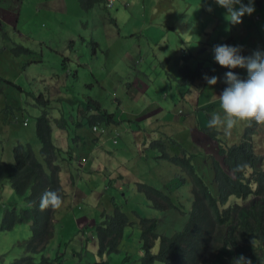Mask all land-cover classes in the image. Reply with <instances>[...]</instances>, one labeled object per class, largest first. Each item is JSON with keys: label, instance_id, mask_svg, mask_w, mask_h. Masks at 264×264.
I'll return each instance as SVG.
<instances>
[{"label": "rangeland", "instance_id": "obj_1", "mask_svg": "<svg viewBox=\"0 0 264 264\" xmlns=\"http://www.w3.org/2000/svg\"><path fill=\"white\" fill-rule=\"evenodd\" d=\"M210 5L213 8L211 12L207 10ZM255 7L256 11L253 14L260 16L255 48L264 49V8H259L257 3ZM86 8L88 6L85 0H0V77L3 79L4 89L0 92L2 115L0 159L13 162V148L21 141L30 142L38 158L42 160L37 122L38 117L44 112L49 113L55 145L65 147L64 149H67L64 146L65 140L69 138L75 140L76 135H85L84 132H75L72 123L70 129H64L60 124L63 117L69 119L71 114L76 117L77 105L81 102L87 103L90 98L98 100L105 109L117 113L116 121L125 119L123 112L128 109L125 105H119L117 99L125 100L127 106H130V89L140 94L146 89L145 93L159 104L158 108L166 105L175 112L179 109L187 111L189 116L187 130L184 129L182 135L175 136L177 143L167 146V151L171 155L187 149L189 156L217 157L219 144L230 145L239 142L243 139L249 124L252 126L257 124L254 120L250 123L238 121L228 133L223 128L209 129L207 122L210 116L213 114H219L222 118L224 116L223 110L216 107L200 109L199 112L204 116L203 123L199 126L189 125L190 118L194 117L196 112L199 89L179 81L182 57L177 56L176 47L167 46L166 34L168 36L171 34L166 33L165 27H170L172 22L184 26V29L190 26L201 27L200 30L207 28L202 36H198L199 40L201 38L200 42L193 43L192 47H207L209 55L207 64L215 63L212 49L218 44L216 40L223 42L221 44L230 45H235L236 42L229 33L230 24H226V21L219 24L222 13L218 11L225 9L213 3V0H115L110 8L106 7L105 2L96 3L90 11ZM159 23L163 27L155 25ZM147 29L150 30L146 32ZM236 29H243L242 23L236 26ZM147 36L155 43L154 46L147 45ZM20 46L31 49L33 54L26 55ZM191 62L193 65L197 63L194 59ZM143 73L146 74V79ZM138 79L148 82L150 88L147 89ZM203 80L200 77L197 82ZM16 85L21 86L24 91L15 87ZM164 91L166 97L163 95ZM41 94L46 101L51 102L45 104L36 98ZM182 95L187 97V102L182 99ZM159 112L160 110H157L153 116L160 117ZM87 113L91 112H85V115ZM12 117L21 120L15 122L12 121ZM198 118L200 119L201 115H198ZM55 119L60 121L57 122ZM171 119L170 116L167 118L169 130L176 126V123L170 122ZM23 120L28 121L26 126ZM138 123L141 127H147L146 131L152 127L151 121L148 124L142 121ZM116 127L119 132L118 144L113 143L115 133L112 131L113 126L103 135H95L98 138H93L99 140V148L102 151L97 150V146L94 145L96 151L89 154L93 164L91 169L84 168L79 160L82 153H89L87 147L81 149L82 144L79 143L75 144V151L69 150L63 154L66 159H58L65 193L70 192V180H73L76 187L87 195L79 202L80 206L86 205L84 203L91 204L90 208L93 209L91 217L95 219L101 218L104 208L113 211L110 199L115 196L132 219L157 218L159 221L157 231L160 235H170L181 229L187 222V202L191 204L193 202L189 183L177 187L183 183L186 175L183 174V168L166 159H153L151 165L147 167L139 156L133 155L132 151L136 146L127 141L136 140L135 131L139 126L137 124L130 126V121L124 120ZM255 129L253 140L258 148L256 152L264 155V130ZM87 135L88 133L86 137ZM148 140L147 144L150 142L151 144L144 154L152 158L160 155L155 140ZM126 143L128 151L122 152ZM104 154L113 157L107 158ZM179 156L184 157V154L181 153ZM120 163L133 170L134 175L131 178L139 177L138 181L157 188H162L160 181L171 180L174 177L175 183L179 182L174 185L170 195L178 208L163 210L161 203L155 208L152 201L138 190L135 182L127 177H123L121 183L124 189L121 192L115 184L107 189V183L113 173L111 168H117ZM262 167L264 168V163ZM95 171H100L101 176L94 173ZM94 176L97 178L93 181ZM251 199L252 196L247 199L232 197L230 205H240V215L244 216L249 212L248 205ZM15 205L18 208L28 207L13 188L11 181L4 180L0 184V264H10L22 259L25 251L19 244L31 236V227L28 223L19 224L11 230L1 229L7 209ZM61 219L63 220L56 223L58 236L63 229L69 231L71 235L56 254L52 248L51 256L54 255L52 257L54 260L50 264H71L80 261L82 259L80 255L74 254H81L82 251L92 252L100 259L98 248L94 246L99 244L97 234L93 228L83 230L84 226L80 224L93 222L95 219L89 221L79 207L67 210L65 217ZM128 234L132 237L133 250L120 257L111 252L109 260L111 262L112 259H116L119 264H131V261L143 264L145 252L141 247L139 225L127 227L122 245L128 243ZM55 239L53 246L58 248L59 241ZM252 240L257 245L255 256L262 258L264 241ZM159 246L160 238L152 252L156 253ZM240 253L244 254L242 251ZM57 254L62 256L60 260L57 259ZM126 254H130V258L125 259ZM42 256L43 254L36 255L38 263L41 262ZM89 257L93 258L91 255ZM258 263L259 259L255 258L254 264ZM155 264L165 263L156 261Z\"/></svg>", "mask_w": 264, "mask_h": 264}, {"label": "trees", "instance_id": "obj_2", "mask_svg": "<svg viewBox=\"0 0 264 264\" xmlns=\"http://www.w3.org/2000/svg\"><path fill=\"white\" fill-rule=\"evenodd\" d=\"M98 1L105 2V0ZM255 3H257L259 8H264V0H256ZM88 7H90V4ZM259 19L260 16L255 15L250 25L245 28V31L251 37L256 36ZM171 24L175 25L172 22ZM254 26L256 27L255 29ZM177 28L180 32L176 34L180 36L187 35V38L193 39L197 34L196 29L191 26L184 29V26L177 25ZM171 36L172 40H176L175 35L171 34ZM20 47L23 53H30L29 48ZM195 58L197 63L192 66L188 63L191 60L190 55H184L185 63L180 68L181 76L179 81L181 83L191 85L197 78L204 77L205 74L211 76L218 65L216 62L211 65L207 64L209 57L208 59H203L195 56ZM2 85L3 79L0 77V92L4 90ZM15 87L24 91L21 86L16 85ZM163 94L166 95V92L164 91ZM36 98L41 99L45 104L51 102L50 100L46 101L42 94ZM132 102L134 103L135 101L133 100ZM135 107L137 110L144 112V115L149 112L141 98L136 100ZM162 107L164 108V106ZM150 110L156 112L160 108L150 105ZM85 112L91 113L85 115ZM160 114H162L161 110ZM84 116L86 119L85 123L82 122ZM137 116L140 117V115ZM78 117H80L81 121H77ZM115 117L116 114L105 109L98 100L90 98L87 103L81 102L78 105L76 117L71 114L69 119L63 117L60 123L64 129H70L72 123L75 132H84L85 134L84 136L76 135L75 140L69 138L73 144L69 149L70 152L75 151V144L78 143L82 144L81 149L86 144L89 145L91 151L96 145H93V143H96V140L93 139L96 137L95 135H103L111 126H113L112 131H115L113 135L115 139L118 131L116 127L118 123L115 121ZM167 118L168 116L166 118L162 117V119H159L158 116L154 117L159 134L146 131L138 122H135L139 126L136 131L144 132L150 140H155L160 151V155L152 158L144 154V151L150 147L145 142L139 144L134 140L128 141L136 146L134 151H132L133 155L139 156L147 167L151 165L153 159L170 158L167 146L177 143L176 135H172L173 131L178 128L177 123L173 122L176 123V126L173 125L174 129L169 130ZM55 121L59 122L60 120L55 119ZM143 122L146 123L145 121ZM96 124L99 125L98 130H95ZM263 126L259 129H262ZM87 133V137L90 140L86 137ZM37 134L42 145L40 150L42 160L38 158L30 142H19L14 146V162L0 160V184L4 180H10L13 188L28 206L27 208H18L15 205L7 209L1 229L11 230L22 223H28L31 227L30 238L19 244L25 251L24 257L10 264H50L54 260L51 255L53 252V241L57 235L56 215L63 205L67 194L59 175L61 165L56 164L58 159L57 152L61 151V149L54 143L53 128L48 112H44L38 117ZM127 151L126 146L122 152ZM218 154L222 158V162L215 157H211V161L206 162L196 156L189 155L184 157L176 155L172 158L189 175V181H185L184 178L183 183L178 184L177 187L189 183L193 202L192 204L189 201L187 202V222L185 225L170 235L158 234L159 223L157 218H142L143 233L141 239L143 244L141 247L145 252L142 258L143 264H155L156 261H162L165 264H230L228 257L232 256V249L237 251L239 248L235 246L234 233L237 230H239L240 238L244 240H247L249 235H251L252 239L264 241V170L260 169L264 158L256 152L254 141L246 136L238 143L221 145ZM44 162L50 167V172L47 171ZM126 167L123 163H120L117 170L125 168L130 177L134 175L133 170L131 171V168ZM118 175V179H121L122 171H118ZM95 178H92L93 181ZM130 180L135 181L133 178ZM178 182L176 181V183ZM139 183L151 194L149 199L155 208H157L159 203H161L163 210L178 208L170 195L175 184L168 188L159 189L144 184V182ZM49 190L58 193L61 198L60 203L56 206L48 205L41 210L40 197L45 191ZM91 191L92 195H94V190L92 189ZM250 196L255 198L248 205L249 212L241 217L240 205L231 206L230 200L232 197L247 199ZM84 204L86 205L75 204L74 208L79 207V210L84 212L89 221L94 220L95 217H91L93 209L90 207L92 205L89 203ZM130 223L129 215L120 207H117L114 211H108L107 208H104L101 212V218L98 217L93 222L80 224L84 226L83 230L88 227L94 229L99 243L94 244V246L98 248V253L103 255L107 251L114 253L121 250V241L124 239L125 229ZM159 238V249L152 254V249ZM230 244L234 245L233 248L229 246ZM255 247L257 248L256 245ZM240 250L243 252L251 251H244L242 248ZM38 254H43L40 263L36 261V255ZM78 255L82 259L71 264H95L97 262L92 252L86 251L83 253L82 251ZM90 255L93 258H90ZM60 258L62 256L57 254V259L60 260ZM127 258H130V254H126L125 259ZM96 264H108V262L102 261Z\"/></svg>", "mask_w": 264, "mask_h": 264}, {"label": "clouds", "instance_id": "obj_3", "mask_svg": "<svg viewBox=\"0 0 264 264\" xmlns=\"http://www.w3.org/2000/svg\"><path fill=\"white\" fill-rule=\"evenodd\" d=\"M114 2H115V0H105L106 7L107 8L112 7L114 5ZM255 2H256V0H246V1L245 0H213V3H215L216 5L225 9L224 10L225 11V20L230 24V30L232 31L231 38H232V40H234L236 42V44L235 45L221 44L223 42L217 41L218 44L215 45L212 49L213 59L216 63H218L217 67L213 70V73L211 76L205 74L204 77H202L204 80L202 81V84H201V86H199V88H198V84H200L201 82L200 81L197 82L198 78L194 81L193 84H191V86H196L199 89V95H200V92H202V91L209 92L210 90L208 91V89L211 88V86L216 85L218 83V80H219L222 84V93L219 95V97L214 98L213 100L208 101L207 103H205L203 105H198L196 102L197 108L195 109V111H196L195 115H194V117L190 118V119H194V121L191 124H189L190 126H199L203 123L204 116L201 112H199L200 109H212V108H216V107H220L223 110L224 116H223V118L219 114H213L212 116H210V119L207 122V126L209 129L223 128V130L226 133H228L237 124L238 121H249V123H250L252 120H254L255 122H257V124L255 126H252V124H249V126L247 127V131L243 136V139L246 136L249 139L253 140L254 129L258 128L257 131H259V130H261L259 128L262 125H264V49H256L255 48L256 38L251 37L245 31V28L248 25H250L251 21L255 17V15L253 14L256 11ZM86 5L89 6L88 2H86ZM88 8L90 9V7H88ZM207 10L209 12L213 11V8L211 7V5L208 7ZM240 23H242L243 29H236V26H238ZM155 25H161V24L159 23V24H155ZM161 26L163 27V25H161ZM147 38H148V36H147ZM149 39L150 38H148L146 40L147 45L149 47L154 46V45H152V46L150 45L151 39L150 40ZM152 43H153V41H152ZM187 55H190V57L192 56V54H190L189 52H187ZM217 68H222V69H225L227 71L224 73V75H222V79H220L219 76H217L215 74ZM146 83H148V82H146ZM164 96L166 97V95H164ZM202 97L205 98L204 94L201 95V98ZM185 99H187V98H185ZM197 99H198V97H197ZM201 101H202V99H201ZM113 113H115V112H113ZM115 114H117V113H115ZM181 115L186 116L187 111L184 112L183 110H181L180 113L177 112V116L179 118ZM198 115H201L200 119L198 118ZM188 117L189 116L187 115V120H188ZM20 120L12 117V121L19 122ZM124 120L128 121L127 118L120 119L119 121H116V119H115V121L118 123V125L120 122H122ZM23 121H24V125L26 126L28 124V121H26V120H23ZM4 123H5V121H4ZM98 129H99V125L96 124L95 130H98ZM262 129L264 130V126ZM118 136H119V132L117 131L116 138L113 140V142L115 144L119 143V140H117ZM96 138H98V137H96ZM147 141H149V140H143V142H145L146 144H147ZM235 143H238V142H235ZM150 144H151V142L147 145L150 146ZM232 144H234V143H232ZM232 144H230V145H232ZM221 145H225V144H219L218 145V150L216 151L217 157L214 155H211V156H206L205 158L198 157V159L206 162V161H211V157H215L219 161L222 162V158L218 154L219 147ZM255 149H257L256 145H255ZM89 152L90 153L94 152V148H92L91 151L89 148ZM181 153H183L184 156L188 155L187 149H185L182 151H177L173 155L170 154L171 157L168 159H166V158L165 159H166V161L172 160V164L176 165V163L174 162V160L172 158L175 157L176 155H180ZM57 154H58V159L61 158V157H59L60 151H58ZM258 154L264 158L263 154H260V153H258ZM158 155H156V156H158ZM58 159L56 160V164L59 165ZM61 159H66V158L64 157ZM0 160L5 161L3 159H0ZM84 160L85 159H83V161ZM6 162H8V161H6ZM13 162H14V160H13ZM44 163H45V166H47V163L46 162H44ZM263 163H264V161L262 162V166H263ZM262 166L260 169L264 170V168ZM61 173L62 172L60 171V173H59L60 179H61ZM184 173L186 174V175H184L185 181H189V175H187V172H185V171L183 172V174ZM162 181H163L162 188H159V189H163L164 187H169L173 184H176L174 181V177L171 180H162ZM139 182H141V181H139ZM139 182L135 183L138 190L140 192L144 193L147 196V198L149 199L151 194H149L147 192V190L143 187V185H141ZM61 183H62V181H61ZM144 184H148V183L144 182ZM107 185H108V183H107ZM148 185H150L154 188L153 185H151V184H148ZM123 189H124L123 184H121L120 187H118V190H119V192H121ZM122 195H124V194L122 193ZM66 198H67V196H66ZM66 198H65V200H66ZM254 198L255 197L252 196L251 200H254ZM60 199L61 198L56 191H50V190L45 191L40 197V208H41V210H43L48 205H52V206L58 205L60 203ZM110 202L113 206V211L117 207H120L123 211H125L124 208H122V205L117 201L115 196L111 197ZM129 217H130V215H129ZM241 217H243V216H241ZM142 218H148V217H140L139 220H135V219H132L130 217L131 223L127 226V227H135L136 225H139V227L141 229V236L143 233V228H142V224H141V222L143 220ZM158 223H159V221H158ZM127 227H126V229H127ZM126 229H125V232H126ZM162 235H165V234H162ZM128 236L131 237V234H128ZM141 236H140V242L142 245L143 243H142ZM234 237H235V242H236L235 246H237L239 248L237 251H234L232 249V252H231L232 256L228 257V259L230 260V264H254L255 258L259 259L258 264H263L264 256L262 258L255 256V254L257 252L256 251L257 248L255 247L256 244L255 243H254L255 245L253 244V240L251 238V235H249L247 240H244V239L240 238L239 230H237L234 233ZM122 241H121V250L123 247ZM60 246H61V244L59 243V247ZM229 246L231 248H233L234 245L230 244ZM245 247H247V249H245ZM240 248H242L244 251H247V250H251V251L250 252H243L242 250H240ZM121 250L119 252H115V253H120ZM240 251H242L244 254H241ZM56 253L57 252H55V254ZM107 254L111 255V252L107 251L103 255H101V253H100L101 257H100V259L96 258L97 259L96 263L102 262V261H107L108 264H110L109 258L106 257ZM152 254H153V252H152ZM58 256H61V255L58 254ZM134 263H136V262L131 261V264H134ZM221 264H225V263H221Z\"/></svg>", "mask_w": 264, "mask_h": 264}, {"label": "crops", "instance_id": "obj_4", "mask_svg": "<svg viewBox=\"0 0 264 264\" xmlns=\"http://www.w3.org/2000/svg\"><path fill=\"white\" fill-rule=\"evenodd\" d=\"M86 2H88V4H90V9L89 8H86L87 11H90L93 6L96 4V3H99L101 1H98V0H85ZM218 13H222V18H219L220 23L226 21L225 20V17H224V10L223 11H218ZM1 20V19H0ZM226 24H229L227 21H226ZM177 25L178 24H175V25H170V27H165L166 28V33L168 34H172V35H175L176 36V40H172V36H167V40H166V44L167 46H170V47H176V54L177 56H180L182 57V60H181V66L185 63L184 61V55L187 54V50L190 54H192L191 58L195 60V62L197 61V59L195 58V56H198V58H203V59H208L209 55L207 54L208 52V48L207 47H192V44L193 43H196V42H200L199 40V37L198 36H202L204 31H206L207 28H202L201 27H192L193 29H196V32L197 34L195 35V37L192 39V38H187V35H183V36H180V35H177L176 33L177 32H180V30L177 28ZM148 30L150 29H147L146 32H148ZM162 33V32H161ZM229 33H232V31L230 30V27H229ZM216 41H219V40H216ZM151 46L152 45H155V43H151L150 44ZM24 47V46H22ZM30 50V53H27L28 55H32L33 54V51L31 49ZM203 50V51H201ZM26 54V55H27ZM132 59L133 57L130 56ZM191 59V60H192ZM191 60L188 61L189 64H191L193 66V63L191 62ZM227 72L225 69H222V68H217L215 74L217 76H219L220 79H222V75H224V73ZM144 75V79H146V74H142ZM171 76V75H169ZM176 79V77H175ZM140 80L142 83L145 84L146 88H150V85L148 83H146L144 80H141V79H138ZM201 83L198 84V88L199 86H201L202 84V81H200ZM133 88V86L131 87ZM217 90V92H216ZM130 95L132 97V101L134 100L136 102L137 99L141 98V100H143V102L146 104L147 106V110L149 111L146 115H144V112L142 111H139L136 109L135 107V102L133 103L131 101L130 103V106H127L126 104V101L123 100H119L117 99V102L119 105H125L126 108L128 109V111H124V116L125 118H127L128 121H130V125L133 126L135 124V122H139V121H145L146 123H149V121L152 122V127L148 128V131L151 132V133H156V134H159V130L158 128L156 127V122H155V119L153 117V114H154V110H151L150 111V105H155V107H159V104L156 103L155 101L151 100V97L145 93L146 92V89L144 92H142L141 94L140 93H134L132 89H130ZM222 93V84L221 82L218 80V83L216 85H213L211 86L210 88V91L209 92H200V95L198 96V99H197V104L198 105H203L205 103H207L208 101H211L213 100L214 98H217L219 97V95ZM140 95V97H137V95ZM204 94L205 98L201 101V95ZM129 97V96H128ZM187 97H184L182 95V99L184 101L187 102V99H185ZM164 106V108L162 107ZM135 108V109H134ZM77 109H78V105H77ZM156 109V108H155ZM160 110H161V113L160 114V117H158L159 119H162V117H171V121L170 122H176L177 123V126L178 128H176L172 135L175 134V135H182L183 133V130H187V115L184 116V115H181L180 118L177 116V112L175 111H172L171 110V107L170 106H166V105H161L160 107ZM153 111V112H152ZM178 112L180 113L181 112V109L178 110ZM183 114V113H182ZM137 115H140L137 116ZM141 116H144V117H141ZM77 121H81L80 120V117L77 118ZM194 121V119H190L189 120V124H191L192 122ZM82 122H86V119H85V116H84V120H82ZM145 130H147V127H143ZM141 131H135V137H136V140H134L135 142L141 144L143 142V140H148L149 138L147 137V135H145L144 132L140 133ZM98 141L99 140H96L95 142L96 143H93L96 144L95 146H97V150H100L102 151L100 147V145L98 144ZM129 141V140H127ZM114 143V142H113ZM72 140H65V145L67 147V149H64L65 147H59L61 149L60 151V154H59V157L61 158H64L63 157V154L68 152L70 147L72 146ZM89 151V145H85ZM126 146H127V143H126ZM58 147V146H57ZM94 151H96L94 149ZM89 153L87 152H84L82 153V155H80L79 157V160L83 163V166L84 168H88V169H91L93 164L92 162L90 161V158H89ZM104 157H107V158H112L113 156H110V155H106L104 154ZM83 159H85L83 161ZM106 168V167H105ZM46 169L48 172H50V167L47 165L46 166ZM113 170V173L111 174V179L110 181L108 182V185L106 186V188L108 189L110 186L112 185H117L118 187H120V185L122 184L121 182L123 181V177H127L129 179H131V177L128 175V171L124 168V169H120V170H117V168H111ZM95 170V169H94ZM118 171H122V176H121V179H118ZM132 171V170H131ZM94 173L98 174L99 176H101L100 174V171H95ZM96 177V176H94ZM97 178V177H96ZM133 179H135V183L139 182V177H134ZM61 181H62V178H61ZM70 183H71V187H70V192L67 194L69 195L66 200L64 201L63 205L60 207L59 211L57 212V215H56V223L59 222L60 220H63L61 218L65 217V212L67 210H71L75 207V204H80L79 202L83 199H85L87 197L86 194H84L82 191H80V189L78 187H76L75 183L73 180H70ZM62 184H63V181H62ZM160 184L161 186L163 185V181H160ZM64 186V185H63ZM73 194V195H72ZM68 214V213H67ZM63 216V217H61ZM71 221V220H70ZM88 229V228H87ZM82 230V229H81ZM71 233L69 231H67L66 229H63L60 231V236H58V233H57V236H56V239L55 240H58L59 243L61 244V246L63 245L64 242H66L68 240V238L70 237ZM66 240V241H65ZM53 249H54V252H56L58 249H60V247L56 248V246H52ZM130 250H133V247H132V237H128V243L127 244H124L123 247H122V250L120 253H116L117 257H120V256H124L125 253L127 251H130ZM75 256H79L78 254H74ZM54 256V255H53ZM51 256V257H53ZM107 258H110L111 255L110 254H107L106 255ZM110 264H119L118 261L116 259H112V261L110 262ZM134 264H139V263H134Z\"/></svg>", "mask_w": 264, "mask_h": 264}]
</instances>
